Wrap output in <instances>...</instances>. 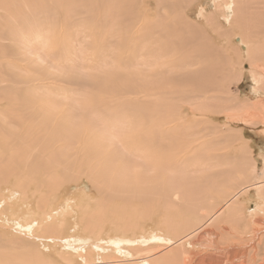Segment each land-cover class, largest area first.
<instances>
[{"label": "rangeland", "instance_id": "rangeland-1", "mask_svg": "<svg viewBox=\"0 0 264 264\" xmlns=\"http://www.w3.org/2000/svg\"><path fill=\"white\" fill-rule=\"evenodd\" d=\"M4 1L18 7L11 26L31 47L0 42L6 88H0V114L11 102L25 105L18 115L22 133L33 121L26 132L34 137L16 145L10 138L20 127L6 132L1 121L0 135H11L0 153L42 150L45 168L39 175L16 159L0 163L7 169L0 177V264H141L145 258L193 264L194 257L205 264L264 263L257 191L240 197L241 222L225 218L204 228L198 222L210 188L236 180L243 169L240 185L264 179V69L239 55L242 33L233 34L220 2ZM214 14L219 26L208 22ZM240 157L247 159L243 167ZM184 189L199 193L198 200L169 203L172 190ZM51 213L56 219L49 223L19 225ZM153 230L167 234L171 247H156ZM119 237L135 242L120 243L123 250L115 252L109 239ZM95 244L108 248L89 260L85 252ZM235 249L239 257L228 253Z\"/></svg>", "mask_w": 264, "mask_h": 264}, {"label": "bare ground", "instance_id": "bare-ground-1", "mask_svg": "<svg viewBox=\"0 0 264 264\" xmlns=\"http://www.w3.org/2000/svg\"><path fill=\"white\" fill-rule=\"evenodd\" d=\"M218 2H220V6L221 7V11L223 13V18L226 20V22L228 21V23H230L231 25V30H233V34L236 35V32L237 31H240L242 33V36L241 38H238L237 41L240 43V48L238 46H235L236 48L240 49V54H245L248 58H249V61H250V65L252 66V68L254 69H258V70H261V69H264V40H261L259 37L260 35H264V0H217ZM4 0H0V12H1V15H0V42H8L10 43L12 46H17V43H21L22 45L23 44H26L27 47L30 46V40L25 38L24 36L21 35V32L19 31V28L16 29L14 26H11L12 24H14V22L17 20V16L19 15L16 14V12L14 11V9H17L18 7H14V6H2L4 4ZM219 4V3H218ZM249 7H252V9H255V12L253 13H247L245 11V8H249ZM203 8V7H202ZM241 8H244V11L241 9ZM28 10H31L33 8H31V6H28L27 7ZM217 9V8H216ZM21 10V9H20ZM203 12V11H201ZM202 14V13H201ZM234 18V19H233ZM216 17H215V14L214 16L211 15L209 18H208V22L215 24L217 26H219L218 24V21L215 20ZM11 22V23H10ZM7 27L6 25L9 24ZM221 26V25H220ZM230 27V26H229ZM16 29V30H14ZM223 32V31H222ZM10 38V39H8ZM238 43V44H239ZM31 47V46H30ZM241 49H244L245 52H242ZM3 55L2 57L4 58V54H0V56ZM6 55V54H5ZM9 55H7L8 57ZM11 57V56H10ZM208 57V55H207ZM211 59V58H210ZM1 60V59H0ZM209 60V58H208ZM212 61V59H211ZM215 62H216V59H215ZM208 63V61H207ZM200 64V62L198 63ZM213 64V62L211 63V65ZM210 65V67H211ZM214 66H215V63H214ZM213 66V67H214ZM261 66H263V68H261ZM1 67V66H0ZM209 67V68H210ZM1 71V70H0ZM262 71V70H261ZM1 75V74H0ZM3 76V74L1 75ZM3 83H5V80L1 77L0 78V88H2L3 86ZM29 83V82H28ZM260 83H261V80H259L258 78H255V85L257 87V89H261L260 88ZM10 85H14V84H11L9 83ZM9 86V85H8ZM26 88V87H25ZM3 89H6L5 87H3ZM16 89V88H15ZM23 89V88H22ZM11 91V90H10ZM5 93V92H4ZM16 93V92H15ZM22 94L23 91L21 92ZM19 93V94H21ZM18 94V95H19ZM31 94V93H30ZM28 95V94H27ZM3 96V94H0V97ZM6 96H4L3 98L5 99ZM11 97V96H10ZM13 97V96H12ZM19 97V96H18ZM28 101L31 99L28 98V96H26ZM3 98L1 101H3ZM14 99V98H12ZM26 99V98H24ZM23 100V99H22ZM32 100V99H31ZM30 100V101H31ZM8 101V100H7ZM16 101V100H15ZM27 101V102H28ZM11 102V101H10ZM13 103V102H11ZM9 103L7 106L10 108V110H8V112H5L3 115L0 116V122L2 121V124H1V127L2 129H4V131L7 132V130L9 129V126H17V127H20V130H21V133L20 131L16 132L15 134H13V136L10 138V140L15 143L16 145H18L19 143H23L24 141H27V140H31L32 137H34V134L32 132V130L30 129L29 131L26 132V130L29 128L30 124L28 123H31V122H28L26 123L27 125H25V131H24V134L22 133V130L24 129V125L22 124L23 121L21 118H19L18 115H20V113H26L25 111V107L23 105H20V106H17V105H13ZM30 103V102H29ZM22 104V103H21ZM18 107L16 108L17 111L15 112V108L14 107ZM14 110V113H18L17 116L10 111ZM27 110V109H26ZM45 110V108H44ZM43 111V110H42ZM41 111V112H42ZM29 112V111H27ZM10 113V114H9ZM28 115V114H27ZM30 115V114H29ZM32 116V115H31ZM16 118H19V121L15 119ZM32 118V117H30ZM28 118V120L30 119ZM34 119H37V118H34ZM24 120H25V117H24ZM32 120V119H30ZM39 120V119H38ZM37 121V120H36ZM19 122V123H18ZM34 123V122H33ZM42 126H45V122H43L41 124ZM41 127V126H40ZM43 128V127H42ZM44 134V133H43ZM11 135V133H4L3 135H0V137H3L4 139L2 140V143H0V145H4V144H7V141L9 139V136ZM41 137V136H40ZM44 137V136H43ZM42 137V138H43ZM35 141V140H34ZM45 141V140H44ZM37 142V141H36ZM42 142V141H40ZM33 143V142H32ZM30 145V143H28ZM40 145V143H39ZM45 145V144H44ZM38 146V145H36ZM34 146V147H36ZM3 147V146H2ZM1 147V148H2ZM20 147V146H19ZM21 148V147H20ZM38 148V147H37ZM30 149V148H29ZM31 150V149H30ZM30 150H25L27 151L26 153L30 152ZM37 150V149H36ZM35 148L32 149L31 151H36ZM40 150V149H39ZM10 156L12 157H9L7 156L6 154L4 155H1L0 153V163L3 162L2 160H6L7 158L10 160L11 158L13 159V161L16 159L17 162L20 161L21 164L22 163H25V165H27L29 168H35L37 169L36 173L39 174V175H43L41 174L42 170L45 168V151H40V155L37 154L34 155L33 153H28V154H19V153H16L17 151L16 150H10ZM37 153V152H36ZM42 153V154H41ZM36 156V157H35ZM14 157V158H13ZM7 161V160H6ZM38 162L37 163H34V162ZM5 163V161H4ZM34 164V165H31L30 167V164ZM230 164H236L234 161L230 160ZM247 164V159L246 157H240V158H237V165L239 166H245ZM3 166L0 164V177L2 178H6L7 174L6 173V170L7 169H2ZM21 168V167H20ZM24 169V168H23ZM26 169V168H25ZM3 170V172H2ZM247 169H243V170H239L238 171V175L235 176V179L236 180H230L228 182H226L225 184H221V186H215L214 188H210V190L208 191V194H207V198L203 197V201L205 202L204 205H201L203 208H197L199 211L197 212L198 214V222L200 224V228L203 227L204 225L206 224H210L212 222H221L223 221L225 218L228 220V223H232V224H236L238 222H241V220H243L244 218H242L240 220V216L238 214V208L240 207V202H239V199L240 197L243 195V194H247V192L249 190H255L257 191V194L259 195V198L262 199V202L263 204L259 207L260 209L258 210V213H256L254 216H257V214H264V179L262 180H259L257 182H252V183H249L247 182L246 184L244 185H240L239 184V181L237 182L238 180V177L240 174L242 173H245ZM8 172V171H7ZM10 172V171H9ZM231 172H234L233 170ZM264 172V171H263ZM15 173V172H14ZM11 175V174H9ZM16 176V175H15ZM182 190L181 189H177V192H181ZM175 190H172L171 193L169 194V203H172L174 204V202H178V201H181L183 203H185V205L191 201V200H198L196 199L197 198V195H199V193H193L192 191H190V189H184V191L181 193V194H178ZM69 210L72 209L71 206H69ZM195 210V209H194ZM197 211V210H196ZM74 212V211H73ZM203 212V213H201ZM251 212H254V211H251ZM55 215L54 213H51V214H47L45 218H39L37 216H30L29 219L23 224V223H20L19 225L22 227V228H27V227H30V223H28V221L32 222V221H39L38 225L41 224L42 221H44V224L45 223H49L50 221L56 219L55 218ZM243 217V216H242ZM253 217V216H252ZM195 218V217H194ZM246 219V218H245ZM262 220V219H261ZM46 221V222H45ZM253 222H259L258 221V218L257 219H253ZM262 222V221H260ZM193 223V221H192ZM203 224V225H201ZM228 224V225H229ZM37 225V226H38ZM43 225V223H42ZM191 225V224H189ZM227 225V226H228ZM231 225V224H230ZM194 226V225H193ZM246 226V225H245ZM192 227V226H191ZM247 227V226H246ZM204 228V227H203ZM234 228V227H232ZM240 228V227H239ZM248 228V227H247ZM192 229V228H191ZM237 229V228H236ZM246 229V228H245ZM198 229H196L197 231ZM222 230V229H221ZM238 230V229H237ZM236 230V231H237ZM227 231V229L225 230V232ZM187 232V231H186ZM185 232V233H186ZM238 232V231H237ZM246 232V230H245ZM249 232V231H248ZM191 233V232H190ZM232 233V232H231ZM236 233V232H235ZM151 236L153 237V241L157 242L158 244H154L156 247H161L162 244H166L167 246H170L168 244H171V241H170V238L168 236H166L167 234L163 235V234H160L159 232H157L156 230H153L151 231ZM187 234V233H186ZM225 234V233H224ZM228 234V232H227ZM243 234V233H242ZM263 234V233H262ZM223 235V234H222ZM231 235H234V234H231ZM242 236V235H241ZM193 237V236H191ZM202 237V236H201ZM232 237V236H230ZM229 237V240L232 239ZM234 237V236H233ZM185 238V237H184ZM228 238V237H227ZM236 238V237H235ZM242 237H239L238 239H240ZM245 238V237H244ZM237 239V238H236ZM99 240L100 242L103 240V239H97ZM178 240V238H177ZM186 240V239H185ZM183 240V241H185ZM199 240V239H198ZM109 241L111 242V244L109 245L113 251L115 252H118V249H119V252H121V250L123 249H120L121 245L120 243H125V244H128V243H134L135 241L132 240V239H128V238H125V237H119L117 239H112L110 238ZM182 241V242H183ZM189 241V240H187ZM237 240H231L232 243L235 244H238V243H235ZM243 241V240H242ZM245 241V240H244ZM179 243V241H177ZM176 242V244H177ZM181 242V243H182ZM229 243L231 245H233L232 243ZM150 243H153L152 241H150V238H148V243L147 244H150ZM186 243V242H185ZM226 243V244H228ZM173 244V243H172ZM175 244V245H176ZM239 245V244H238ZM264 245V244H263ZM95 248V251L94 250H90L89 253L85 252V255H86V258L90 260V258H92L91 255H93V253H96L97 255H101L103 253H106L105 249L106 246H103V245H93ZM146 246V245H145ZM154 246V247H155ZM183 246V245H182ZM229 246V245H228ZM236 246V245H235ZM240 246V245H239ZM261 246V245H260ZM171 247V246H170ZM238 247V246H237ZM258 247V246H257ZM125 248V247H124ZM230 248V247H228ZM228 248L226 247L225 250H228ZM262 248V247H261ZM83 249V248H82ZM257 249V248H256ZM263 249V248H262ZM223 250V251H225ZM237 249L229 252L228 253H235V256L236 257H239V254L238 252H236ZM157 252V251H155ZM222 252V250H221ZM226 253V252H225ZM152 254V253H151ZM156 254V253H155ZM229 254V255H230ZM222 255V254H221ZM151 256V255H150ZM156 256V255H155ZM241 256V254H240ZM243 256V255H242ZM148 257V256H147ZM228 257V255H227ZM246 257V256H245ZM108 258V257H107ZM133 258V257H132ZM150 258H153V256H151ZM149 258V259H150ZM216 258V257H215ZM254 258V257H253ZM163 259V258H162ZM194 259L195 257L192 259L193 260V264H205L204 263V259L202 260H199L197 263L194 262ZM240 259V258H239ZM246 259V258H245ZM85 260V259H84ZM118 261V259H116ZM157 260V259H156ZM216 259H211L210 261H214ZM218 260V259H217ZM229 260V259H228ZM252 261L256 262V259H252ZM261 261V260H260ZM264 261V260H263ZM114 261H112L113 263ZM186 262V261H185ZM241 262V261H240ZM141 264H151L148 259H144L140 262ZM104 264V263H102ZM186 264V263H185ZM210 264H213V263H210ZM245 264H252L251 263V260L248 261L247 263ZM255 264V263H253ZM258 264V263H256ZM264 264V263H262Z\"/></svg>", "mask_w": 264, "mask_h": 264}]
</instances>
